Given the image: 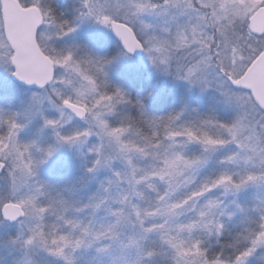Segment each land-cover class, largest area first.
I'll return each mask as SVG.
<instances>
[{
	"label": "snow or ice",
	"instance_id": "obj_1",
	"mask_svg": "<svg viewBox=\"0 0 264 264\" xmlns=\"http://www.w3.org/2000/svg\"><path fill=\"white\" fill-rule=\"evenodd\" d=\"M0 264H264V0H0Z\"/></svg>",
	"mask_w": 264,
	"mask_h": 264
},
{
	"label": "rangeland",
	"instance_id": "obj_2",
	"mask_svg": "<svg viewBox=\"0 0 264 264\" xmlns=\"http://www.w3.org/2000/svg\"><path fill=\"white\" fill-rule=\"evenodd\" d=\"M20 86L15 83L12 76L0 69V92L19 90Z\"/></svg>",
	"mask_w": 264,
	"mask_h": 264
},
{
	"label": "water",
	"instance_id": "obj_3",
	"mask_svg": "<svg viewBox=\"0 0 264 264\" xmlns=\"http://www.w3.org/2000/svg\"><path fill=\"white\" fill-rule=\"evenodd\" d=\"M12 78H13V80L15 81L14 77H12Z\"/></svg>",
	"mask_w": 264,
	"mask_h": 264
}]
</instances>
